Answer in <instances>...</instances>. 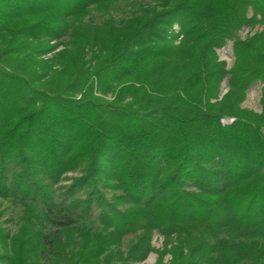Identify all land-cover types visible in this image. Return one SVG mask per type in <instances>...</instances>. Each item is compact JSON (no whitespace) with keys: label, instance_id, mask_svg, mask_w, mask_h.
<instances>
[{"label":"trees","instance_id":"16d2710c","mask_svg":"<svg viewBox=\"0 0 264 264\" xmlns=\"http://www.w3.org/2000/svg\"><path fill=\"white\" fill-rule=\"evenodd\" d=\"M134 1L0 0V209L23 204L0 264L141 263L155 232V264H264V0H148L87 22ZM258 82L262 113L243 108ZM77 172L62 196L99 208L97 228L54 218Z\"/></svg>","mask_w":264,"mask_h":264},{"label":"rangeland","instance_id":"374dc122","mask_svg":"<svg viewBox=\"0 0 264 264\" xmlns=\"http://www.w3.org/2000/svg\"><path fill=\"white\" fill-rule=\"evenodd\" d=\"M141 2L148 3L149 1L144 0H135L133 3L128 4L124 3L122 8L119 12L112 13L110 16L103 17L98 14H93L90 18L87 19V22L90 24H103L106 19H113L116 23H121L126 19L130 18L134 14L138 13V9L140 8ZM253 15V11H249V17ZM261 26H256L255 28L252 27H244L242 28L237 36L245 40L248 37H252L254 34L262 31ZM175 33H179V27L174 28ZM68 38V37H67ZM66 38V39H67ZM182 38V37H181ZM180 38V40H181ZM234 43L235 41H227V44L217 50V55L219 57L220 62H224L227 64L228 69H231L236 61V57L234 54ZM50 57V56H48ZM262 83H256L248 92L247 99L243 104V108L255 111L256 113H262L263 107L261 104V96H262ZM228 91V81L225 80L221 86V95H224ZM230 121H226L225 123H229ZM80 172L71 173L67 175L63 182L55 188V202H56V209L54 210V218L57 221H63L67 217L75 219L79 222L86 223L92 228L98 227V215L100 213L99 208L94 207L92 210L91 215L85 216L82 214L81 211L70 212L67 209L68 205L73 201V198L70 197L67 200L62 196L65 192L66 188L72 184V178L79 176ZM103 191L107 194L109 198L112 197L113 193L109 190L103 189ZM23 204L21 201L16 199L5 200L2 203L0 213H4L2 217H0V225L9 229L12 233H15L18 229V222L19 218L22 213ZM135 240V235H129L124 239L123 243V250H127L129 245ZM153 246L156 249V252L151 253L150 256L141 263H134V264H155L159 259V251H162L164 248V238L159 232H155L153 237ZM171 260L170 255H165L163 261L165 263H169Z\"/></svg>","mask_w":264,"mask_h":264}]
</instances>
